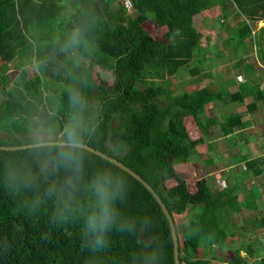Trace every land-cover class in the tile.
Returning a JSON list of instances; mask_svg holds the SVG:
<instances>
[{
	"label": "trees",
	"instance_id": "obj_1",
	"mask_svg": "<svg viewBox=\"0 0 264 264\" xmlns=\"http://www.w3.org/2000/svg\"><path fill=\"white\" fill-rule=\"evenodd\" d=\"M113 1L0 0V145L21 144L27 136L28 118L47 105L55 103L63 117L67 108L65 88L79 85L99 114L98 136L89 146L127 165L157 193L175 222L179 264H205L224 247V251H231L227 264H251L249 259L253 257V264H264V254L258 258L252 255L260 247L243 241L234 248L230 245L234 238L230 241L229 237L236 236L231 228L232 215L239 207L248 206L247 194L241 196L236 184L227 187L223 183L212 190L206 174L216 161L208 155L197 159L201 153L196 147L210 134L213 122L218 120L224 135L234 126L246 124L238 112L220 110L218 117L205 116L204 105L226 95L240 100L245 83L235 91L211 81L174 91L167 78L189 60L193 63L190 73L197 74L206 66L203 75L211 77L210 69L215 65L207 63L211 56H207L206 46L200 45V26L194 24L195 15L204 11H218L227 30L220 41L231 53L242 56L254 44L263 60L264 50L259 49L263 38L259 31L256 35L251 32L248 20L255 22L264 17V0H130L131 13L122 3L112 10ZM230 13L237 20L234 24L227 19ZM77 25L89 40V51L81 50L78 59L65 55L53 43ZM34 60L45 63L29 74L26 66ZM95 65L111 71L113 85L96 80ZM256 89L260 95L264 93ZM253 108L254 103L247 106V110ZM188 118L190 124L186 123ZM189 125L201 134L188 133ZM20 151L22 148L0 149V155ZM90 154L97 163L107 164L125 177L129 187L124 211L134 217L151 218L153 234L168 253L163 264H172L168 223L155 198L129 173ZM257 161V157L247 159L245 164L252 172L260 173ZM192 162L202 167V173L188 185L185 177L189 174L176 168ZM168 180L173 182L169 184ZM255 189L252 201L260 193ZM21 200L7 195L0 186V264H113L125 261L138 247L132 237L114 236L111 248L91 260L90 254L82 250L75 221L53 223L51 201L30 215ZM179 216L184 218L177 225L175 218ZM254 226L264 227V214L256 218Z\"/></svg>",
	"mask_w": 264,
	"mask_h": 264
},
{
	"label": "clouds",
	"instance_id": "obj_2",
	"mask_svg": "<svg viewBox=\"0 0 264 264\" xmlns=\"http://www.w3.org/2000/svg\"><path fill=\"white\" fill-rule=\"evenodd\" d=\"M53 43L77 59L81 50L89 51V40L78 25ZM43 63L34 60L33 69L39 70ZM65 93L63 117L55 103L37 111L27 120L22 151L0 155V186L7 195L21 197V206L30 215L51 201L52 222L75 221L82 250L91 260L108 251L113 237L120 236L136 239L138 247L125 261L113 264H163L168 253L153 234L151 218L128 215L122 207L128 197L127 180L107 164L97 163L89 152V144L98 136V112L79 85L67 86Z\"/></svg>",
	"mask_w": 264,
	"mask_h": 264
},
{
	"label": "crops",
	"instance_id": "obj_3",
	"mask_svg": "<svg viewBox=\"0 0 264 264\" xmlns=\"http://www.w3.org/2000/svg\"><path fill=\"white\" fill-rule=\"evenodd\" d=\"M225 48L228 47L221 44L220 49H217V51L215 52L212 50L211 51L214 53H223ZM259 49L264 50V42L259 45ZM228 50H230V54H233L232 59L234 60V62L236 61V59H241L240 55L236 57L234 53H231L230 48H228ZM258 51L259 50L255 48V45L252 44L251 48L249 50H245L244 55H242V58H246L247 56L248 58L245 60L241 59L240 66L238 64L239 68H235L236 65L229 64L228 71L225 73L224 77H222L223 71L218 69L219 67H217L218 71H214L215 76L213 77L212 74L208 79L205 75H203L206 66H203L202 70L197 73L196 78L198 79V81L201 80V75L205 76L207 79L201 85H206L207 82H213L214 80L215 83H218L221 86H225V89L227 91H235L242 85V83H245V93L240 100H232L228 96L225 99L222 98L211 100L204 105L203 114L205 116L213 115L214 117H218L220 110H224L226 111V113L238 112L241 121H246V124L241 127L234 126L230 133L224 135L221 132L218 120H216V122H213L210 126V134L207 133L205 141L200 143L203 145L202 150H198V148H196L198 152L201 153V155H204V151L206 155L212 156L213 158L215 156L217 158V160H215L216 162L213 164V167L215 170L219 171L218 175L221 177L220 182L222 184L220 182H215L211 177L210 181L212 187L211 185L209 187L212 190L214 188H220V186L224 185L223 183H225L227 187L229 185L236 184L238 189L237 192L241 196H244L245 194H247V191L249 189L258 187L260 193L258 196H256V198H259L260 200L263 199L262 205L257 201V199L256 201L258 203V207L262 208L264 204V191L261 188L262 182H257L256 179L264 177V135L261 133V128L264 127V93L260 95L255 86H257L258 89L264 92V58L263 60L260 59V52ZM207 56H211V54H208ZM244 64L245 71L241 69ZM253 103L254 108L252 110H247V106L253 105ZM248 113L251 114V117L253 119L255 118L254 121L250 118H247ZM213 126H215L214 129L212 128ZM196 131L199 135L201 134V131L198 128H196ZM262 135L263 137H261ZM260 140H263L262 144L259 142ZM208 143L211 144L210 148L207 147ZM241 143L247 145V148L239 150L238 144ZM252 146H254V150H252ZM232 147L235 148L234 151L232 150ZM211 151H215V153L212 154ZM235 156H242L243 159L237 160L234 158ZM256 157L258 158L256 165L260 168V173L252 172V169L245 164V161L247 159H253ZM222 159L223 161H221ZM225 161H227V163H225ZM240 166H243L242 169H240ZM222 169L225 171L221 172ZM240 175H244V177L241 179ZM243 207L244 206H241L239 208ZM238 210H236L233 215L236 214ZM255 228L264 229V227ZM258 244L260 245L261 242L258 241Z\"/></svg>",
	"mask_w": 264,
	"mask_h": 264
},
{
	"label": "rangeland",
	"instance_id": "obj_4",
	"mask_svg": "<svg viewBox=\"0 0 264 264\" xmlns=\"http://www.w3.org/2000/svg\"><path fill=\"white\" fill-rule=\"evenodd\" d=\"M119 3H121L120 0H114L111 3V9L112 10L116 9L118 7ZM70 9H71V7L69 5L67 7V10L70 11ZM227 11H229L231 13L233 12V11H231V9L229 7H227ZM127 12L131 13V12H133V10L127 11ZM231 13L229 14V17L227 19H229L230 24H234V23H236L237 20L234 19V17H233L234 15ZM220 19L221 18H218V11H212V12L204 11L200 15H195V17H194V24H197L200 26V27H198V30L201 32L200 45L206 46L208 49V54H211V57L207 58V61H208L207 63L211 64V66L216 65L210 69V72H212L213 77L215 76L214 71H218V69L223 71L222 77H224L225 73L228 71L229 64H232L234 62V60L232 59L233 54H230V50H228V48H225L223 53L222 52L214 53L215 51H217V49H220L221 38L227 36V30L224 29L225 23L220 22ZM248 21H249L251 28H252L251 32L254 35H256L257 32L259 31L258 34L260 36H262L263 42H264V17L260 20L258 19L255 22L250 21V20H248ZM259 28H262V30H259ZM211 50L214 52H212ZM232 53H234V52H232ZM242 53H245V52H242ZM240 58L242 60H245L248 58V56L246 58H242V56L240 55ZM32 65H33V62L26 66L29 74H31V72H33V71H36L33 69ZM192 66H193L192 60H189V62L186 63L185 65L179 66L177 68V72L174 75L167 76V78L170 82L169 88L173 89L174 91H178V90H182V89H191V88H194L196 86L203 84L207 80L206 77L201 75V77H200L201 80L198 81V79L196 78L197 74L195 75V74H192L189 72V69ZM239 66H240V64H239ZM239 66L237 64L235 68H239ZM244 66H245V64H244ZM217 67H219V68L217 69ZM93 70H94L95 77L97 78L96 80L97 81L101 80L102 85H105V86L106 85L107 86L113 85V77H112L110 70L105 69V68H101L97 65H95L93 67ZM205 71H206V68H205ZM155 80H159V79H155ZM213 82H214V80H213ZM216 82H217V80H216ZM136 84L138 86L143 85L142 82H137ZM219 85L220 84H217V86H219ZM222 87L225 89L224 86H222ZM255 87H257V86H255ZM227 96L228 95H226L223 98L225 99V98H227ZM1 97H2V95L0 94V99H1ZM223 105H225V104H223ZM247 118H250L253 121L255 120V118L253 119L251 117L250 113H248ZM190 122H191V120L189 118L186 119L187 124H190ZM263 126H264V124H263ZM214 127L215 126H213L212 128L214 129ZM189 132H192L193 135H195V133H198L196 131V128L191 127L190 125L188 126V133ZM261 133L264 135V127L261 129ZM263 135L261 137H263ZM259 142L262 144L263 140H260ZM238 145H239V150H243V149L247 148V145H244L243 143L238 144ZM197 148H198V150H202L203 145L199 144V145H197ZM232 150L234 151L235 148L232 147ZM252 150H254V146H252ZM203 153H204V155H206V153L204 151H203ZM211 153L214 154L215 151H211ZM204 155H201V156L205 157ZM201 156L199 155L197 157V159H200V160L203 159ZM214 159L217 160V158L215 156H214ZM221 161H223V159ZM225 163H227V161H225ZM242 167L243 166H240V169H242ZM210 168H211V170L208 171V173L206 174L207 180L210 181V178L212 177L215 182H220L221 177L218 175L219 171L215 170L212 167H210ZM225 168H227V167H225ZM176 169L182 171L181 173L184 175L189 174V176L185 177L186 183L188 185H190L191 183L194 182L195 178L199 175V173H202V171H201L202 167L196 166V164H194L193 162L190 164L180 165ZM224 171L225 170H223V169L221 170V172H224ZM256 181L263 183V184L261 183V188L264 191V177L257 178ZM172 182H173V180H168L169 184ZM210 185H211V181H210L209 186ZM211 187H212V185H211ZM255 188H251L247 191V196H246L245 200H246L248 206L243 207V208H239V210L236 212V214H234L235 217H234V215L232 216V220L234 223H233V226L231 228L233 229V231H236V236L229 237V239L231 241L234 238L232 241L234 244L230 243L231 247H233V248L235 247V245L238 244V242L240 243L242 241L244 243H249V245H251L253 247L259 246L260 248L257 250L258 254H257V252H255L253 254V256L258 258L259 254H261V255L264 254V229L255 228L254 221L256 220V218L259 215H262L264 213V204L262 206V208H263L262 209L261 207H258L257 201L262 205L263 199L260 200L258 198L257 201L256 200L252 201L251 196L253 197L254 193L257 192V189H255ZM258 190H259V188H258ZM259 192H260V190H259ZM183 218L184 217H182V216L175 218L176 224L177 225L180 224V221L183 220ZM250 227L252 229H250ZM258 241L261 242L260 245L258 244ZM228 247H229V244H228ZM224 250H225V247L222 250L217 249L214 253V258H212V259L210 258L209 261L206 262L205 264H227L226 259L231 255V251H227V250L224 251ZM199 252H200V250L197 251V253H199ZM240 254L243 255L244 250H241ZM220 255H221V257H220ZM253 258H252V260L249 259V262L252 261L251 264H253L254 261L256 260Z\"/></svg>",
	"mask_w": 264,
	"mask_h": 264
},
{
	"label": "water",
	"instance_id": "obj_5",
	"mask_svg": "<svg viewBox=\"0 0 264 264\" xmlns=\"http://www.w3.org/2000/svg\"><path fill=\"white\" fill-rule=\"evenodd\" d=\"M20 144L19 145H0V149H20ZM89 151L99 155L100 157L105 158L106 160L112 162L114 165L117 167L121 168L125 172L129 173L132 177H134L137 181H139L150 193L151 195L155 198L156 202L158 203L159 207L161 208L167 223L169 227V232L171 236V241H172V264H179L178 262V251H177V246H178V239H177V232H176V227H175V222L173 218L171 217L170 213L168 212L165 204L162 202L160 197L157 195V193L153 190V188L135 171H133L131 168H129L127 165L116 159L115 157H112L110 155H107L106 153L97 150L91 146H89Z\"/></svg>",
	"mask_w": 264,
	"mask_h": 264
},
{
	"label": "built area",
	"instance_id": "obj_6",
	"mask_svg": "<svg viewBox=\"0 0 264 264\" xmlns=\"http://www.w3.org/2000/svg\"><path fill=\"white\" fill-rule=\"evenodd\" d=\"M122 5L126 8L129 9L131 7V2L130 0H120Z\"/></svg>",
	"mask_w": 264,
	"mask_h": 264
},
{
	"label": "bare ground",
	"instance_id": "obj_7",
	"mask_svg": "<svg viewBox=\"0 0 264 264\" xmlns=\"http://www.w3.org/2000/svg\"><path fill=\"white\" fill-rule=\"evenodd\" d=\"M167 208V207H166ZM178 261H179V259H178Z\"/></svg>",
	"mask_w": 264,
	"mask_h": 264
}]
</instances>
